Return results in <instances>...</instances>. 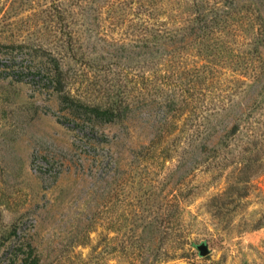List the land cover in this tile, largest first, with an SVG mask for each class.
Returning a JSON list of instances; mask_svg holds the SVG:
<instances>
[{
    "label": "rangeland",
    "instance_id": "1",
    "mask_svg": "<svg viewBox=\"0 0 264 264\" xmlns=\"http://www.w3.org/2000/svg\"><path fill=\"white\" fill-rule=\"evenodd\" d=\"M256 143L264 0H0V264H264Z\"/></svg>",
    "mask_w": 264,
    "mask_h": 264
},
{
    "label": "trees",
    "instance_id": "2",
    "mask_svg": "<svg viewBox=\"0 0 264 264\" xmlns=\"http://www.w3.org/2000/svg\"><path fill=\"white\" fill-rule=\"evenodd\" d=\"M4 66V65H3ZM47 67L49 68L47 73L45 74L46 81L52 86L53 92L56 94L58 102L65 107V110L70 112V115L74 119L82 118L85 123L87 122H111L116 118H119V115L116 113V108L114 107H107L103 108L100 106H90L85 104L84 102L75 99L70 94L65 92V79L63 73L60 69L58 62L52 58L51 61L47 63ZM4 74L9 73L8 67H3ZM11 71V70H10ZM236 128V127H235ZM264 146V145H263ZM261 149L258 148V143H256L255 147H246L244 149L245 153H248V156L242 157V159H249L246 166L242 169H246L244 171V177L239 179V182H248L249 178L256 176L258 174V170L264 168V162H260V159H264L260 154ZM255 162H259L258 165L252 168ZM235 183L232 185L226 192L229 194L232 190H239V185ZM243 197V194L240 195ZM22 264H26L27 259H23ZM31 264H39L38 260L31 261Z\"/></svg>",
    "mask_w": 264,
    "mask_h": 264
},
{
    "label": "water",
    "instance_id": "3",
    "mask_svg": "<svg viewBox=\"0 0 264 264\" xmlns=\"http://www.w3.org/2000/svg\"><path fill=\"white\" fill-rule=\"evenodd\" d=\"M197 251L201 257H206L209 254V250L204 243L197 247Z\"/></svg>",
    "mask_w": 264,
    "mask_h": 264
}]
</instances>
